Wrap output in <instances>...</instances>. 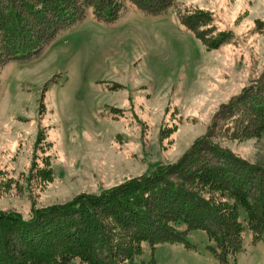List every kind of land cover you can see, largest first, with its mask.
I'll list each match as a JSON object with an SVG mask.
<instances>
[{
  "label": "rangeland",
  "instance_id": "374dc122",
  "mask_svg": "<svg viewBox=\"0 0 264 264\" xmlns=\"http://www.w3.org/2000/svg\"><path fill=\"white\" fill-rule=\"evenodd\" d=\"M123 3L115 20L89 9L40 52L0 69V211L28 218L178 162L221 106L263 77L264 0H172L160 15ZM191 13L208 23L187 28ZM221 32L227 40L205 44ZM226 121L213 140L264 167V128L238 138L241 127ZM245 218L238 206L242 248L228 262L264 264V236L254 241ZM186 239L192 247L144 241L134 262L223 264L205 231Z\"/></svg>",
  "mask_w": 264,
  "mask_h": 264
},
{
  "label": "trees",
  "instance_id": "16d2710c",
  "mask_svg": "<svg viewBox=\"0 0 264 264\" xmlns=\"http://www.w3.org/2000/svg\"><path fill=\"white\" fill-rule=\"evenodd\" d=\"M123 1L0 0V69L40 52L58 30L85 17L89 9L97 20H115ZM126 1L150 15H160L172 4ZM195 16L189 14L183 24L195 30L208 23ZM227 35L221 32L204 43L213 48ZM219 120L226 121V128L241 127L233 134L238 138L258 135L264 128V75L221 106L211 130ZM211 130L178 162L100 194L33 210L28 218L0 211V264H71L74 259L80 264H155L134 262L142 242L192 247L186 232L193 229L205 231L213 242L208 251L229 264L228 256L242 248L238 206L245 211L252 239L264 236V167L221 147ZM178 223L185 229L177 230Z\"/></svg>",
  "mask_w": 264,
  "mask_h": 264
}]
</instances>
